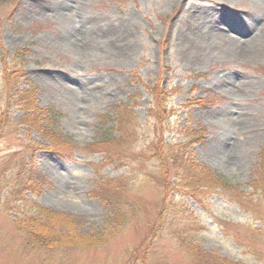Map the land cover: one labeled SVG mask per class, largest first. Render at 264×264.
<instances>
[{
  "label": "rangeland",
  "instance_id": "obj_1",
  "mask_svg": "<svg viewBox=\"0 0 264 264\" xmlns=\"http://www.w3.org/2000/svg\"><path fill=\"white\" fill-rule=\"evenodd\" d=\"M260 9L257 0H0V264H264V222L232 200L174 191L164 164L185 133H201L186 163L220 175L264 218V195L247 187L264 149V46L238 58L223 38L226 23L242 39L254 33ZM82 29L94 38L86 56L66 43ZM20 94H30L27 109L16 106ZM121 105L130 140L117 130L95 147ZM35 117L63 147L20 125ZM114 203L125 221L116 231ZM35 207L72 221L73 230L51 229L66 240L81 244L98 230L110 239L51 254L31 248L19 227ZM247 227L258 236L255 256L235 242ZM177 234L209 257L189 258Z\"/></svg>",
  "mask_w": 264,
  "mask_h": 264
},
{
  "label": "trees",
  "instance_id": "obj_2",
  "mask_svg": "<svg viewBox=\"0 0 264 264\" xmlns=\"http://www.w3.org/2000/svg\"><path fill=\"white\" fill-rule=\"evenodd\" d=\"M154 92L157 97L162 98L160 97V95L163 96L162 93L158 92V90ZM29 98L30 94H20L18 97L20 103L19 101H17L18 103L16 106H20V108L24 110V108L29 105ZM27 108L28 107H26L25 109ZM46 113L49 112L46 111ZM128 115L129 112L128 110H126V106H119L115 117V125L110 128L108 134L102 135L99 141H97L94 146L98 148L99 145L104 146L105 144H108L107 141L109 140L111 142L113 140V132L117 130H120L122 132V135H124L123 137L126 138V141H129L133 129L131 128V123H129L127 120L125 121ZM20 125H25L32 128L38 127L41 130L42 134L46 136L47 139H49V142L52 145L58 146V148L64 146L63 142L59 143L58 139L60 137L57 138L54 133L45 134L44 131L48 129V119L46 118H40L37 120V117H35L31 121H25L24 124L20 123ZM122 135L120 134V136ZM195 136H197V141H199L203 135L201 133L197 135L185 133L180 143L171 147L176 149L178 153L173 155L170 160L168 158V160L164 162L167 167H173L174 178H176L175 180H177L176 185H173L175 186L173 190L176 192H180L183 194V196H187L194 200H199V197H205L207 195H217L225 199L232 200L234 203L242 205L243 208H247V211H249V213L256 220L264 222V218L262 217L261 213L258 211L257 208H255L257 202H251V197L248 198L244 193H240L236 187L230 185L220 175L212 172L210 169L201 165H194L192 162L191 165H189V163H186L184 157H186L187 151L189 150V146L191 145V143L195 142ZM104 149L106 150L107 148ZM105 153H107L108 158H110L109 152L107 151ZM168 161H170V163H168ZM163 174V177H161V179L163 180V186L166 187L165 190L168 191V187L172 186L171 181H169L168 177H166L168 175V170L166 169ZM247 187L252 191V195H255L257 193L264 195V149L260 150V153L258 154L256 169L252 174L251 181L247 184ZM114 199L116 200V202L119 201L118 192L114 193ZM119 208L120 204L118 203L112 204L110 208L109 217L111 219V222L113 223V231H116L118 227L125 224L122 215L123 210ZM34 214L35 217H32V220L29 219L28 224H25L24 222L22 225L24 227L21 226L19 227V229L23 231L26 234V237L31 240L30 241L29 239H27V242L28 244H30L31 248L33 247L34 249L44 251L48 254H51L52 252H54V250L63 247L73 248L75 246L76 248L80 247L83 249H87L91 248L95 244L98 246H102L110 239V235L112 233L109 231L98 230L95 232V235L89 234V237L85 239V242H82L80 244L76 239L71 237L67 238L66 240V235H64V233H52L51 229H54L55 227L53 226H55L57 223L59 225H69L70 230H73L74 225H72L73 223L70 219L60 217L56 213H51L50 211L38 207L34 208ZM110 219L108 220L109 222ZM246 229L248 230V233L245 232L243 234H235V242L240 247L246 248L252 255L255 256L258 251L254 248V246H251V243L254 245L258 241V236H256L257 234L252 233V229L250 227H247ZM177 236L179 246L182 248L181 250H183L189 258L196 260L199 259L201 261L206 257H209L204 254V251L202 249L192 245L186 239H183L181 234H177ZM216 263L217 262H215V264ZM223 263L230 264L229 261Z\"/></svg>",
  "mask_w": 264,
  "mask_h": 264
},
{
  "label": "bare ground",
  "instance_id": "obj_3",
  "mask_svg": "<svg viewBox=\"0 0 264 264\" xmlns=\"http://www.w3.org/2000/svg\"><path fill=\"white\" fill-rule=\"evenodd\" d=\"M259 2L260 5V13L257 17H260L261 19L257 18V20H255L254 22H256L257 24H255L253 22V24H251L252 26L254 25V27H256V30L254 31V33L252 32V34H248L246 37H244L243 39L239 36V34H241V30L238 26H236L235 24H229L226 23L228 25H226V27L224 28V31L229 35L230 39H228L227 37L223 36V38L226 39V41L228 42V45L230 46L231 49H233V55L237 56L238 58H247V56H253V46H264V34L261 33V30L259 28L262 20H263V15H264V0H257ZM67 10V9H64ZM206 21H210V16L209 14H207L206 16L204 15V18ZM221 25V24H219ZM221 26H217L218 29H222ZM87 29H82L79 33V35L74 36V39H67L66 43L68 45H70L72 48L75 47V45L77 44L78 46V53H80L81 56H86L88 51L86 50V46L88 42L94 40V38L92 37V34L89 35ZM221 34H224V32H220ZM232 33V34H231ZM227 35V36H228ZM233 35V36H232ZM240 37V39L238 38ZM76 38L79 39V41L76 42ZM98 39V38H97ZM81 43V45H79ZM98 50L100 51L101 48L98 47Z\"/></svg>",
  "mask_w": 264,
  "mask_h": 264
}]
</instances>
